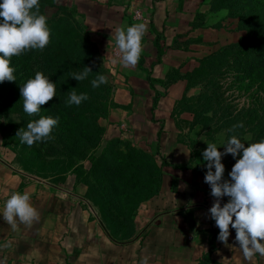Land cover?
Segmentation results:
<instances>
[{
    "label": "rangeland",
    "instance_id": "rangeland-1",
    "mask_svg": "<svg viewBox=\"0 0 264 264\" xmlns=\"http://www.w3.org/2000/svg\"><path fill=\"white\" fill-rule=\"evenodd\" d=\"M210 1L66 0L69 10L74 11V16L70 17L72 22L79 25L81 31L88 36L94 46L96 62L107 72L108 82L112 86V102L118 108L110 111L108 120L99 122L106 130L100 149L79 146L71 138L62 135L57 125L51 134L53 139L36 142L29 147L21 144L16 133L21 127L26 129L27 124L39 119L38 115L41 114L29 116L24 113L20 93L23 85V81L19 80L21 75L14 72L18 86L5 96L1 95L3 84H0V108L5 100L13 105L11 109L15 111L9 115H0V208L13 192H27L30 203L38 212V218L31 224L17 221L15 228L0 218V229L1 226L11 228L10 245L23 240L25 242L22 247L41 250L39 256L48 264H141L144 258H148L149 264H200L203 255L210 249L211 241H214L219 246L220 256L222 254L219 261L251 264L257 258V264H264V256L257 254L256 257L246 259L242 253L240 255L238 244H229L235 240V230L231 227L229 231L232 236L230 234L227 245L218 241L219 229L212 219L207 231L196 232L190 228L186 215L192 214L193 217L194 213L202 209L209 220V209L214 200L211 204L203 203L202 206L158 208L157 217L150 221L142 218L136 222V211L133 216L134 235L127 241H117L105 229L99 207L84 198L87 193L108 209L112 215L110 218L118 217L119 201L109 185L114 180L111 173L114 164L112 161L106 162L101 156L102 148L109 139H118L122 143L116 149L123 154L127 148H133L152 152L154 156L157 145L170 165L163 171L164 197L168 198V195L181 188L177 182L179 174L171 167L176 166L177 162L171 155L172 148L180 147L184 152H190L196 143L185 140L187 133L181 135L182 143L177 142L178 134L170 131V109L182 97H197L207 90L196 86L185 92L187 88L183 82L164 89L158 86L157 81L166 79L165 75L172 66L176 69L181 65L191 66L194 60L207 56L218 48L238 43L242 34L234 31L237 21L230 17L229 10L227 15L223 11L209 13ZM257 1L259 5H264V0ZM237 9H241L240 6ZM56 12L57 10L47 11V20ZM235 18L238 19L237 16ZM135 23H144L147 28L140 56L144 70L139 68L140 62L135 67H122L119 62L121 53L115 46L114 37H111L116 28ZM178 43L181 47L186 43L191 51L188 54L179 52L176 50ZM158 46H161L163 52L161 57L158 56ZM244 47L247 46L241 43L235 50V57H230L221 66L208 86L209 93L212 94L211 101L225 107L232 113L231 116L242 111L258 114L264 109V87L246 72V67L242 64L246 59L242 54ZM34 51V56H28L31 66L29 79L34 78L37 72L49 79L46 69L42 68L39 61L40 52ZM10 66L14 68L12 63ZM131 70H137L135 73L138 76L129 74ZM185 71H188L187 67ZM153 85L159 91L158 99L154 98L157 90L151 88ZM153 106L154 117H151L150 109ZM159 130H165L161 135L160 145L156 141ZM201 130L206 138L203 129ZM219 135L223 134L215 135L212 140L206 139L214 141ZM223 137L226 140L225 135ZM242 139H246L242 141L246 144L251 140V134ZM25 145L26 149L21 150ZM33 153H36V157ZM155 157L154 161L161 164L162 157L159 154ZM231 157L232 155L230 165L233 167ZM72 166L74 167L68 171ZM78 167L85 173L84 186L75 185L74 172ZM225 176L229 179L228 173ZM61 179H64V183L59 182ZM182 184V188L188 186L194 192L199 190L194 180L189 181L184 177ZM180 196L187 198L184 193ZM185 208L188 209L186 213L183 212ZM179 213L182 214L180 217L174 216ZM126 231L128 232L127 229ZM225 247L232 248L234 252L228 253L231 256L226 257L221 253Z\"/></svg>",
    "mask_w": 264,
    "mask_h": 264
},
{
    "label": "trees",
    "instance_id": "trees-1",
    "mask_svg": "<svg viewBox=\"0 0 264 264\" xmlns=\"http://www.w3.org/2000/svg\"><path fill=\"white\" fill-rule=\"evenodd\" d=\"M65 2L66 0H40L39 4L41 14L45 16L49 10H57V12L52 18L47 20L48 27L51 30L49 44L43 50H36L40 52L39 61L42 68L46 69L49 79L53 83H56V97L41 106V115H38V117L40 118L44 113V116L58 118L57 126L62 135L71 138L79 146L91 147L96 150L102 147L106 136V130L99 122L101 120H108L110 111L118 108V106L112 102V86L109 82L102 84L98 88L91 86V80L96 78L97 73L107 77V72L96 62L94 46L90 43L88 36L81 31L82 28L80 29L79 25L72 22L70 17L74 16V11H70L69 6ZM259 4L257 0L210 1L208 12L217 13L224 9L229 10L230 17L237 21L235 25L238 24L234 30L235 33H241L242 35L237 44L223 46L207 56L200 57L194 60L195 65H181L177 69L172 66L165 75L166 79L157 81L158 86L164 87V89L183 82L187 88L185 92L196 86H202L205 88V91L207 90L197 97H182L173 105L169 115L172 121L170 129L172 133L176 132V135H181L183 128L192 130L194 127H200L209 140H212L218 134L225 135V139L233 134L241 139L247 134H251V140L245 144L246 147L248 143L259 142L261 139H264V109L258 114L253 113V111H242L238 112L239 114L231 116L232 113L227 111L225 107L211 101L212 94L209 93L208 88L213 82L212 77L214 74L220 71L221 66L230 57H235V50L241 43L247 46L242 51V54L246 57V61H242L243 66L246 67V72L264 87V5ZM239 6L241 9H237ZM236 16L238 19L235 18ZM176 50L188 54L191 48L186 43L182 44V47L178 43ZM157 52L159 57L163 56L161 46H158ZM29 55L34 56L35 51L28 50L20 56L11 57L15 73L22 76L19 80L23 81H21L23 85L29 80L31 74ZM139 62V68L144 70L141 58ZM83 67L91 68L92 73L89 77L81 82L71 79V73L78 72ZM185 67H187L188 71H185ZM17 86L18 83L16 81H5L1 95L5 96L9 91L11 93ZM151 88L157 90L154 98L158 99L159 91L157 87L153 85ZM72 89H75L77 94L86 93L88 99L83 101L79 106L75 104L69 105L67 103L69 91ZM1 105L0 115L2 113L9 115L15 112L11 109L13 105L9 101L4 100ZM211 108L218 110L214 111ZM153 109L154 106L150 109L151 117H154ZM224 110H226V113ZM253 114L254 119H252ZM181 116L186 119L190 118L191 121H181L182 125H180V122L176 119H179ZM240 122L244 124L243 129L238 128L234 133L227 132L233 125ZM163 132L165 130H159L157 133L156 141L159 145L160 141H162L161 135ZM109 140L102 148L101 156L106 162L112 161L114 164V167L111 168L114 180L109 182V185L114 192L115 198L119 201L120 206L117 209L118 217L110 218L112 215L109 214L108 209L104 208L100 201H94V198L90 197L87 193H85L84 198L99 207L101 221L110 236L117 241H127L135 233L133 216H135L141 204L158 195L162 186L163 170L170 165L167 157L162 154V151H159L157 145L155 155L159 154L162 157L161 164L159 165L154 161L156 157L155 155L153 156L152 152L127 148V151L123 154V152L116 149L122 143L118 139ZM25 147L26 145L21 150H25ZM33 155L36 157V153H33ZM24 157L26 159V153ZM17 158L19 160L18 154ZM231 161L233 162V166L237 162L233 157H231ZM73 167H70L68 171ZM173 168L181 169V167ZM66 172L62 173L61 176H64ZM74 173L76 175L75 185H86L83 169L78 167ZM59 182L64 183V179H61ZM186 219L189 222L190 228L193 229L197 226L196 220L192 215H186ZM233 236L235 238V233ZM233 243L237 244L235 240ZM216 245L214 241H211L210 249L203 255L200 264H232L231 261H219V257L221 258L222 254L220 256L219 246ZM229 252L223 249L221 253L227 257L231 256ZM229 260L231 259L229 258ZM257 260L256 258L253 262H257Z\"/></svg>",
    "mask_w": 264,
    "mask_h": 264
},
{
    "label": "clouds",
    "instance_id": "clouds-1",
    "mask_svg": "<svg viewBox=\"0 0 264 264\" xmlns=\"http://www.w3.org/2000/svg\"><path fill=\"white\" fill-rule=\"evenodd\" d=\"M40 0H0V84L5 81L15 82V69L10 66L11 57L20 56L28 50H43L50 42L51 30L47 17L40 12ZM227 15V9L223 10ZM146 25L135 23L121 26L112 31L115 46L121 53L120 64L124 68L135 67L143 51V39L146 35ZM92 73L91 68L83 67L78 72L71 73V79L81 82ZM108 82L107 77L97 73L91 80V86L98 88ZM68 104L79 106L88 99L86 93L77 94L75 89L69 91ZM20 93L23 99V111L31 116L41 112V106L56 97V83H53L43 73L37 72L22 87ZM58 124V118L41 116L20 128L16 133L21 144L31 147L36 142H46L53 139V128ZM243 129L240 122L227 130L234 133ZM237 135H230L223 146L205 142L207 148L202 152L206 173L204 182L211 189L214 198L209 209L210 217L219 229L218 241L227 245L230 227L235 230V243L246 259L255 255L264 256V139L248 143ZM223 148L221 152L218 149ZM231 154L237 162L224 178V156ZM237 157H239L237 159ZM227 197L228 202L223 203ZM0 218L13 228L17 221L31 224L38 218L36 208L30 203L27 192H13L0 208ZM141 264H149L144 258Z\"/></svg>",
    "mask_w": 264,
    "mask_h": 264
},
{
    "label": "crops",
    "instance_id": "crops-1",
    "mask_svg": "<svg viewBox=\"0 0 264 264\" xmlns=\"http://www.w3.org/2000/svg\"><path fill=\"white\" fill-rule=\"evenodd\" d=\"M135 72H138V71L136 70ZM135 72L131 70L129 74L134 76V74H136ZM136 76H138V74H136ZM176 120L180 122L179 123L180 125H182L181 121L183 122L185 120H187V122L191 121L190 118L186 119L182 116ZM184 133L188 134L186 135L187 138L185 140H189L191 141V143L192 142L196 143V145L194 146V149H191L190 152L189 151L184 152L182 148L180 147L172 148L171 155L177 159V162L175 163L176 166H172V168L181 167V169L173 168L174 170L177 171V174H179L177 178V182L179 183L181 188L179 190L174 191V193H172L170 196L168 195V198H165L164 193H163L165 176L163 173L162 186H161L160 192L158 193L157 196L153 197L149 201L140 205L136 213L137 214L136 222H138V220L142 218L147 221L153 220L155 217H157L158 208H160L161 210L167 206H170L171 208H176L178 206H186V205L202 206L203 203L211 204V202L214 200V198L210 194L211 189L209 185L204 182L205 173L207 169L204 166L202 152L207 148V144L205 142L216 143L218 146H223V142L225 141L224 137L223 135H219L215 138L214 141H209L202 135V130L200 127H194L192 130H190L189 128L188 129L183 128L181 130V135H183ZM181 135L178 134V137H177L178 143L183 142V140L180 139ZM177 146H180V145L177 144ZM218 150L221 152L224 151L223 148H219ZM230 155L231 154L224 156L222 159V163L225 166V174L229 173L232 169V166L230 165ZM186 174H189V175H186ZM225 174H224V178L228 179V177H226ZM184 177L185 179L189 181L194 180L195 185H197V187L199 188L198 192H194L193 189L188 186L182 188L181 186L183 185L182 179ZM181 189H184V190H181ZM181 193L182 194L184 193V197H187V198L183 199L180 196ZM227 201H228V198L224 197L222 204L226 203ZM211 206H213V202ZM183 212L184 213L188 212V209L186 208L183 209ZM206 214L207 213L204 210L202 211V209L201 210L199 209V211L193 214V218L196 220V224H197V226H195L194 227L195 229L193 228V230L198 232L202 230L207 231L209 229L211 218L209 217V220H207ZM181 215L182 214L180 213L177 215L174 214V216H177V217H180ZM135 226H136V223H135ZM137 226H139L138 223H137ZM10 229L11 228L6 229L4 226H1V229H0V264H48L46 260H44L41 256H39L41 254V250H37L35 248L30 249L26 246L22 247V243L25 241L18 240L16 241V245H10L11 244V238H10L11 230ZM229 244H234V243L230 242ZM224 249L230 251L229 252L230 254L233 253L232 248L225 247ZM27 259H29V262H27ZM251 264H256V262L251 261Z\"/></svg>",
    "mask_w": 264,
    "mask_h": 264
}]
</instances>
